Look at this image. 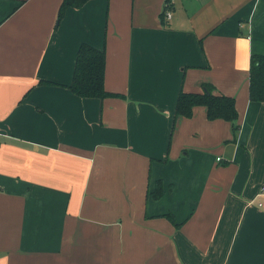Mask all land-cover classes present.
I'll return each mask as SVG.
<instances>
[{"label":"crops","instance_id":"0c3cea01","mask_svg":"<svg viewBox=\"0 0 264 264\" xmlns=\"http://www.w3.org/2000/svg\"><path fill=\"white\" fill-rule=\"evenodd\" d=\"M61 1L0 0V264H264V0ZM82 42L118 95L68 88ZM203 82L235 132L174 117Z\"/></svg>","mask_w":264,"mask_h":264},{"label":"trees","instance_id":"16d2710c","mask_svg":"<svg viewBox=\"0 0 264 264\" xmlns=\"http://www.w3.org/2000/svg\"><path fill=\"white\" fill-rule=\"evenodd\" d=\"M87 0H62L57 13L60 20L67 7H80ZM169 0L160 12V18L164 21V13L168 8ZM104 49H98L86 42L80 43L75 57L73 76L68 88L81 97H98L118 95L106 91L104 88ZM48 82V81H44ZM202 91L186 92L179 91L174 108V117L178 115L189 117L195 105H202L206 109L208 119L223 118L232 123L233 132L238 128L236 122L237 110L233 96L215 93L211 83L203 82ZM249 98L254 101H264V54L252 53L249 62ZM163 193L162 182L156 181L155 187L150 195L158 198ZM174 225L172 213L164 214Z\"/></svg>","mask_w":264,"mask_h":264},{"label":"built area","instance_id":"2783aa9c","mask_svg":"<svg viewBox=\"0 0 264 264\" xmlns=\"http://www.w3.org/2000/svg\"><path fill=\"white\" fill-rule=\"evenodd\" d=\"M166 15L169 17V13H166ZM217 159L219 160L220 157H217ZM261 193L264 195V188H262ZM258 204L261 205L262 202H258Z\"/></svg>","mask_w":264,"mask_h":264}]
</instances>
